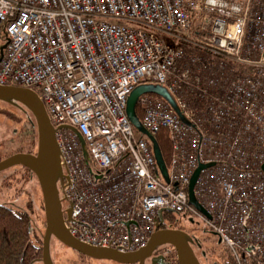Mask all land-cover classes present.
<instances>
[{
    "label": "built area",
    "instance_id": "1",
    "mask_svg": "<svg viewBox=\"0 0 264 264\" xmlns=\"http://www.w3.org/2000/svg\"><path fill=\"white\" fill-rule=\"evenodd\" d=\"M5 42L0 85L35 91L91 155L98 177L78 136L57 131L75 238L134 252L163 210L166 226L169 214L199 222L231 264H264V0H0ZM146 84L186 120L159 95L138 99L144 128L172 143L169 183L127 113ZM201 164L194 193L210 218L189 200Z\"/></svg>",
    "mask_w": 264,
    "mask_h": 264
},
{
    "label": "water",
    "instance_id": "2",
    "mask_svg": "<svg viewBox=\"0 0 264 264\" xmlns=\"http://www.w3.org/2000/svg\"><path fill=\"white\" fill-rule=\"evenodd\" d=\"M6 46L7 42L0 45V61L3 58ZM146 93H153L163 97L172 105L183 120L185 118L178 108L174 97L161 85H140L132 91L128 98L127 113L130 121L136 130L142 133V135L147 136L152 142L159 170L165 181L169 183L168 166L163 158L157 138L144 128L137 114L138 99ZM0 101L25 108L30 114L29 117L36 128L38 144L36 153H18L12 155L0 162V171L20 165L28 168L38 179L45 212V232L42 243L43 256L41 259L43 264H54L51 256V243L53 239L58 240L73 251L94 260L113 261L119 264H145L146 260L151 258L152 264H171L166 262L165 257L162 255L154 256V253L160 247L170 245L176 250L179 264H201L193 247V237L184 230L167 227L163 210L159 211L156 230L152 234L148 244L134 252L122 253L115 248L96 247L75 238L67 226V222L71 219L72 208L70 205L64 208V199L61 197L60 192V186L63 185L65 180H68V176L64 173L62 153L57 142L56 133L59 129H70L78 136L86 165L95 177H98L94 173L93 161L81 132L71 125L55 127L51 123L43 101L31 89L0 85ZM211 165L201 164L194 172L189 184L190 203L209 218L210 215L196 199L194 186L200 171Z\"/></svg>",
    "mask_w": 264,
    "mask_h": 264
},
{
    "label": "flooded vegetation",
    "instance_id": "3",
    "mask_svg": "<svg viewBox=\"0 0 264 264\" xmlns=\"http://www.w3.org/2000/svg\"><path fill=\"white\" fill-rule=\"evenodd\" d=\"M0 102H3V101H0ZM3 103H5L9 106H12L6 102H3ZM13 107H15L17 110L21 111V113L24 114V118L23 117L22 118L25 120L27 127H25V124H24L21 127V129H19L20 134L22 135V138L24 140H25V138L27 140L31 138V142L34 144V139H35L37 133H36V128L33 125L32 121L29 117L30 114L23 107H18V106H13ZM14 133L16 136L18 131H15ZM5 137H6V133H4L3 138H2V140L4 142L0 143V162L4 161L5 159L9 158L12 155L18 154V153H32V154H34L37 151V147H38L37 145L38 144L36 145L37 147L35 148V150L29 149V150L25 151V150L19 149L15 152H12V149H10V147H8V149H10V150L2 152L1 150L5 149L2 147L5 144H7L8 141H11V139H12L11 138L12 136L10 137L11 139L10 138L6 139ZM13 137H14V134H13ZM14 178H16L15 184L22 182L21 183L22 186L21 185H20V187L17 186L15 188V190L13 189ZM38 185H39V182H38L36 175L24 166H20V165L12 166L10 168H7V169L0 171V209H4L5 211H8L10 214H13L14 216L19 217V218H25V217L29 216L31 219V227H30L31 236L32 235L35 236V234L37 235V233H36L37 229L35 228V226H33L34 225V221H33L34 219L31 218L32 216L29 213L28 206L20 205V203H21V198H23V195L29 191L28 187L30 186L31 188L32 187L37 188L36 186H38ZM12 190L14 191L13 195H11ZM33 190H34V188H33ZM32 200H34V199H32ZM31 205H32V203H31ZM64 208H65V205H64ZM172 216H174L176 218V221L167 223V227L172 228V229H181V230H184L187 233H189L194 239L193 247L197 253L199 260L201 261L202 259H204L206 261V264H211L210 261L213 257L211 250H219V249L222 250V247H223V245L221 243H219L217 238H216V244L221 245V248H218V246H217V249L211 247V237L215 236V235L214 234L212 235V233L209 232L207 229H205L199 222H196V221L193 222L190 219H188L186 214H180V215L172 214ZM182 225L189 226L193 230L191 232H189V231L185 230L182 227ZM198 232H200V233H198ZM204 236L206 237L205 243H207L206 244L207 246L204 244ZM202 239H203V242H202ZM42 243H43V235H42ZM42 243L40 245L41 248H42ZM205 246L208 247L209 250H207L205 248ZM51 248H52V246H51ZM199 252H201L200 256L198 255ZM160 255L164 256L165 261L168 263L179 264L178 259H177L176 250L174 249L173 246L165 245V246L160 247L154 253V256H160ZM42 256L38 260H35V262H33L32 264H43L41 261ZM51 256H52V249H51ZM52 261L54 263L53 257H52ZM226 262H228V261H226ZM145 264H152V259L151 258L147 259ZM214 264H218V262H215Z\"/></svg>",
    "mask_w": 264,
    "mask_h": 264
},
{
    "label": "rangeland",
    "instance_id": "4",
    "mask_svg": "<svg viewBox=\"0 0 264 264\" xmlns=\"http://www.w3.org/2000/svg\"><path fill=\"white\" fill-rule=\"evenodd\" d=\"M131 26L134 27H140V25L138 24H134V23H128ZM168 43L170 44V41L167 40ZM24 118V114L21 113V111L17 110L15 107L9 106L3 102H0V143L4 142L2 140L4 133H6V139L10 138L11 136V141H8L7 144H5L2 148L1 151L5 152L8 151L10 149H12V152H15L19 149L22 150H29V149H34L37 147V135L34 139V144L31 142V138L30 139H26L25 140L22 138V135L20 134V130L21 127L25 124V127H27ZM15 131H18L17 135L15 136ZM37 133V132H36ZM14 134V137H13ZM141 134H138V136H140ZM22 145V146H21ZM35 145V146H34ZM8 147H10V149H8ZM7 149V150H6ZM16 178H14V186L13 189L15 190V188L17 186L20 187L22 182H19L18 184H15ZM22 186V185H21ZM39 186V185H38ZM37 188L35 187H28V191L27 193H25L23 195V198H21V203L20 205L23 206H28V210L29 213L31 214V218H33L34 220V225L35 228L37 229L36 233L38 235L35 234L32 235L31 237V242H33L34 244L38 246H40V243H42V235L45 232V212H44V203H43V197H42V193H41V189L40 186ZM34 188V190H33ZM14 194V191H11V195ZM34 199V200H32ZM32 203V207L30 206ZM32 210V211H31ZM167 223L170 222H175L176 218L174 216H172V214H169L167 216ZM182 227L191 232L193 229L190 228L189 226H185L182 225ZM202 231V230H201ZM200 233V232H198ZM207 234V233H206ZM205 234V235H206ZM213 235V234H212ZM206 237L204 236V244L206 245ZM203 242V239H202ZM52 257L54 260L55 264H119L113 261H106V260H93L91 258H88L86 256H83L75 251H73L72 249L64 246L62 243H60L58 240L53 239L52 241ZM207 246V245H206ZM205 248L207 250H209L208 247ZM216 246V247H215ZM221 248V245L216 244V237L212 236L211 237V247L213 248ZM213 257L210 261L211 264H214L215 262H218V264H231L230 260H229V253L227 252V250H225V246L222 247V250H211ZM196 252V251H195ZM197 254V253H196ZM198 255H201V252L198 253ZM215 261V262H214ZM228 261V262H226ZM201 264H206V261L204 259H202Z\"/></svg>",
    "mask_w": 264,
    "mask_h": 264
},
{
    "label": "trees",
    "instance_id": "5",
    "mask_svg": "<svg viewBox=\"0 0 264 264\" xmlns=\"http://www.w3.org/2000/svg\"><path fill=\"white\" fill-rule=\"evenodd\" d=\"M137 114L141 119L142 112L139 108ZM156 138L169 166L173 148L167 131L161 130ZM28 217L19 218L0 209V264H32L42 256L41 246L37 247L31 242V219Z\"/></svg>",
    "mask_w": 264,
    "mask_h": 264
}]
</instances>
